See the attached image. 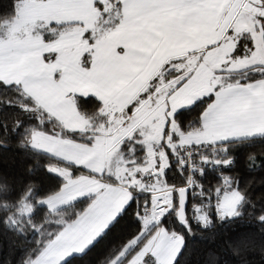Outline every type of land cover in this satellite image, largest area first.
<instances>
[{
    "label": "snow or ice",
    "instance_id": "6c2138e0",
    "mask_svg": "<svg viewBox=\"0 0 264 264\" xmlns=\"http://www.w3.org/2000/svg\"><path fill=\"white\" fill-rule=\"evenodd\" d=\"M0 105V148L57 181L0 176L20 264H73L122 221L102 264H182L215 221L264 225L231 172L264 141V0L0 2Z\"/></svg>",
    "mask_w": 264,
    "mask_h": 264
},
{
    "label": "trees",
    "instance_id": "16d2710c",
    "mask_svg": "<svg viewBox=\"0 0 264 264\" xmlns=\"http://www.w3.org/2000/svg\"><path fill=\"white\" fill-rule=\"evenodd\" d=\"M5 8L8 0H0ZM0 120L12 122L14 109L0 105ZM255 153L258 158L264 159V141L241 147L236 155L237 161L231 170L232 174H239L241 186L244 187L257 205H264V167L249 170L246 168V156ZM44 161L41 159L40 165ZM33 164L29 153L16 147V138H12L11 146L0 148V176L6 177L15 186L23 182L34 180L45 188L57 183L56 179L42 170L35 175H29L28 166ZM216 183L214 173L205 177V186ZM131 226L122 221L112 230V233L101 240L83 257H77L73 264H102L108 246L129 231ZM215 235V241L210 237ZM202 236L204 238H202ZM28 247L22 237L5 232L0 226V264H20L23 248ZM209 253L214 254L210 256ZM182 264H264V225L259 224L252 216L245 214L241 218L220 223L215 221L214 227L188 237V247L182 258Z\"/></svg>",
    "mask_w": 264,
    "mask_h": 264
}]
</instances>
